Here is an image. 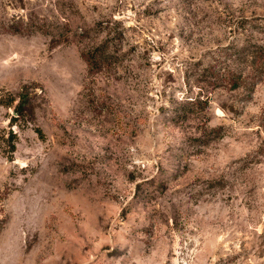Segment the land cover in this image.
Returning <instances> with one entry per match:
<instances>
[{
    "label": "rangeland",
    "instance_id": "obj_1",
    "mask_svg": "<svg viewBox=\"0 0 264 264\" xmlns=\"http://www.w3.org/2000/svg\"><path fill=\"white\" fill-rule=\"evenodd\" d=\"M23 85L0 264H264V0H0V96Z\"/></svg>",
    "mask_w": 264,
    "mask_h": 264
},
{
    "label": "trees",
    "instance_id": "obj_2",
    "mask_svg": "<svg viewBox=\"0 0 264 264\" xmlns=\"http://www.w3.org/2000/svg\"><path fill=\"white\" fill-rule=\"evenodd\" d=\"M114 48L113 45L109 44L107 41L100 43L98 46L93 49L83 51L80 57L83 59L87 72H92L104 64L105 60L108 59L110 51ZM263 58V55L260 56ZM256 59V58H255ZM218 81H225L226 85H229L231 89H235L239 87V85L243 84V79H240L239 75L230 74L225 75L224 78L219 76L215 77ZM32 88L30 86L23 85L18 93L16 94H6L0 96V107L11 109L16 115L21 118L24 117L26 111H31V101L29 99L30 90ZM192 102L189 105L194 104ZM13 122H15L16 117H12ZM16 136L14 133L8 131L7 134L4 133V130H0V146H4L9 155L8 159H11L12 153L15 151V143ZM264 235V233H263Z\"/></svg>",
    "mask_w": 264,
    "mask_h": 264
}]
</instances>
